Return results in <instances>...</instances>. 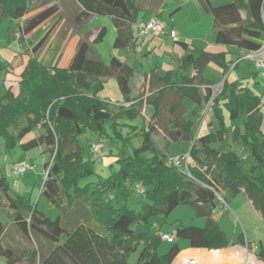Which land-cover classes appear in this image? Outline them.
Returning a JSON list of instances; mask_svg holds the SVG:
<instances>
[{"label":"trees","instance_id":"1","mask_svg":"<svg viewBox=\"0 0 264 264\" xmlns=\"http://www.w3.org/2000/svg\"><path fill=\"white\" fill-rule=\"evenodd\" d=\"M81 11L76 22L83 24L93 14L110 16L117 35L115 49L136 45L135 24L140 11L161 15L166 0H77ZM205 13L212 16L216 43L234 46L243 52L256 51L264 44V0H232L213 5L198 0ZM41 8L35 14L31 12ZM6 19H23L19 27L25 34L50 20L55 23L32 47V53L20 74L19 91L8 87L0 96V133L9 145L20 142L28 151L44 146L49 159L45 162V180L41 194L48 204L59 209L55 219L41 211L37 204L10 193L6 177H0V201L4 202L8 222L0 220V257L6 264H131L130 255L140 249L133 264H172L180 251L177 243L164 253L159 228L180 205H190L204 227L180 224L176 238H185L193 247L217 249L228 244L215 211L219 204L243 193L264 218V130L261 127V97L236 82L225 80L217 93L201 86L214 84L204 75L210 62L227 72L224 52L212 53L189 49L179 41L184 53L173 69L150 71L148 84L133 92L136 67L114 55L109 62L94 50L102 42L106 27H101L92 42L80 40L67 67H57L39 60L38 52L60 19L59 7L45 0H0V25ZM10 62L0 61V72L9 70ZM190 67L197 69L189 75ZM179 74L178 79L173 73ZM115 78L125 103L111 109L99 95L108 78ZM203 102L217 115L220 126L214 131L195 135L196 121L186 117L184 99ZM147 106L152 114L147 124L127 134L122 133L126 120L142 115ZM223 106L231 120H242L244 131L232 128L230 142L227 125L220 113ZM111 122L112 134L106 124ZM37 132L25 140L30 133ZM110 136V154L119 168L110 164L107 177L89 180L95 173V160L84 152L83 137ZM192 143L187 162H171V142ZM241 141L246 151L241 155L231 145ZM115 151V152H114ZM253 163L247 167L245 161ZM192 159V160H191ZM143 186L140 209L129 206L131 187ZM9 224L29 246L15 247L6 239ZM256 253L263 256L257 246Z\"/></svg>","mask_w":264,"mask_h":264},{"label":"rangeland","instance_id":"2","mask_svg":"<svg viewBox=\"0 0 264 264\" xmlns=\"http://www.w3.org/2000/svg\"><path fill=\"white\" fill-rule=\"evenodd\" d=\"M166 1L167 6L172 9L179 6V3L184 4V7L180 10L178 9L174 14L176 22H180L183 26V29L181 28L182 40L189 42L192 47L204 46L205 40H209L211 39V37L213 38L212 41L214 40L216 31L213 27L212 16L207 15L203 11L201 5L198 4V2H196L195 0ZM213 1L215 5H221L232 0ZM66 4H68V6H66L65 8L62 4L59 5L61 10L60 20L58 21L54 31L47 39L48 42L50 41L51 45L55 43L56 46L62 48L61 57H69L74 54L80 40L82 39H87L89 42H92L93 39L97 36L101 27H106L107 32L102 42L93 43L95 52L99 54L105 62H109L114 55L123 60H126L128 56H130L132 52H130L129 48L115 49L113 47L117 32L110 16L93 14L83 24H79L77 22L75 23V19L79 13L80 6L76 2V0H72V2L68 1V3ZM168 7H166L167 10H169ZM145 16V12L140 11L138 14V22L142 21L143 17ZM9 21L10 20H6L0 26L1 59H11L15 57L14 54H16L17 52L13 49L15 41L12 37L14 35L13 33H11L12 31L9 32L7 29V25H9L10 23ZM137 25L138 24H135V32L137 33H135L136 36L138 35ZM49 27L45 26L44 28H38L35 35H33L30 40L38 41L46 33ZM13 29L14 33L16 34L19 30V27L14 23ZM152 34L157 33L152 32L150 36L141 38L138 37V47L136 49V52H134L135 56L132 57L131 61H129L130 63L135 64L137 68H143L145 71L138 75L135 80L134 78L132 80L131 86L133 88V92L135 91V94L138 93L137 89L141 83L148 84V81L150 79L149 70L152 67L159 65V70L161 71L163 69H170L171 67H173L170 64L173 54V50L171 49L172 45H176L178 51H180L179 54H181L182 51L184 52V50H182V45L179 43H175L174 38H171L167 45L163 42H158V40H154L155 35ZM50 47L51 46H49V48ZM4 75V71L0 72V81L3 79ZM221 86L222 83L220 81L217 82L212 87L213 92L217 93ZM6 89V85L1 82L0 96L4 95ZM98 95L103 101L106 102V104L111 109H117L123 104H126L125 97L120 90L119 84L113 77L106 80L103 87L98 90ZM185 105L188 111L187 117H191L196 121L195 135L200 132L202 126L204 127V129H201V134H203L205 132V127H207L209 123H215L216 128H219L220 122L217 115L210 109V101L203 102L202 105L198 107L196 113H194V109H196L197 103H195L193 100L186 97ZM224 110L225 108L221 106L220 113L223 114ZM225 112L227 113V121H234L228 117V111L225 110ZM151 114L152 107L147 106L144 109L142 115L136 116L132 120L125 121L127 124L122 126V133L126 135L129 129H135V126H137V128H140L141 126L147 124ZM106 128L108 134H112L111 122H108L106 124ZM230 128L232 127L229 125V129ZM36 134L37 132L30 133L25 140L32 138ZM109 140L110 136H108L107 134L99 138L91 134L85 135L83 137L82 144L84 146L85 154L87 155V157L89 156L91 159L95 160V173L91 175L89 180H96L100 176H109V174L112 172L109 164L110 161H113V166L115 169L119 168V162L109 159L114 157L110 154L111 146ZM97 142H103V147L100 152L94 153L92 144ZM9 144L10 143L7 137L4 134L0 133V177H6L11 194H20L26 201H29L34 205L37 204L38 208L41 211H43L50 218L55 219L60 212L59 209L50 206L48 204L46 196L41 194L46 173L44 164L49 159L48 152L44 151L45 147L41 146L28 151H24L20 148L19 141H16V143H14L13 145ZM191 147L192 143L188 141L171 142L168 147L169 157L171 159L179 161L184 156L189 154ZM231 149L235 150L238 155H241V148ZM104 160L106 161V163H103ZM16 163H23L27 167L26 172L21 175L16 174L13 169ZM252 163L253 161L250 158L245 161V165L247 167H249ZM138 185L141 189L143 188L142 185L137 184V186ZM234 197H230L228 200ZM142 200V193L139 192L138 189H136L134 186L131 187V196L128 201L129 206L134 209H140ZM1 204L2 203L0 201V220L2 222H8V216L4 208L5 206ZM196 216L197 215L192 206L187 204L180 205L169 214L166 221L161 225V228H159L161 229V231H159V234H171L175 236L174 231L181 224V222H192V220L198 218V216ZM240 227L242 228L241 224ZM242 231L244 232L243 228ZM260 233L262 234V232ZM6 239L17 248L29 246L28 242L21 237L20 233L15 228L9 225L7 227ZM180 240L177 239V241ZM168 247L169 244L162 243L160 252H166L168 250ZM139 252L140 249H137L131 253L129 258V262L131 264H133L137 260ZM0 264H6L5 260L2 257H0Z\"/></svg>","mask_w":264,"mask_h":264},{"label":"crops","instance_id":"3","mask_svg":"<svg viewBox=\"0 0 264 264\" xmlns=\"http://www.w3.org/2000/svg\"><path fill=\"white\" fill-rule=\"evenodd\" d=\"M45 1L47 2L48 6L52 4H56L59 7V5L62 4L64 8L68 6V4H66L68 3V1L72 2V0H45ZM195 1L198 2V0H195ZM210 1L213 5H215L213 0H210ZM198 4L200 3L198 2ZM78 5L80 6L79 3ZM166 7H168L167 1L165 2L161 15H157L164 21L163 32L152 34V35H155L154 40H158V42H163L167 45L169 43V40H171V38H174L175 43H179V41H184L181 38V34H182L181 28L183 29V26L181 25L180 22H176V19L174 17L175 12H177L178 9L180 10L181 8H183L184 4L179 3V6L173 9L168 7L169 10H167ZM40 9L41 8L31 12L28 16L35 14ZM80 11H81V6L79 9V13ZM59 14L61 17L60 7H59ZM145 14L146 16L143 17L142 21H139L137 23L138 25L140 23L146 22L148 19L155 16L154 14H151L149 12H145ZM6 20H10L9 25H7V29L9 32L12 31L11 33H13L14 35L12 37L14 38V41H15L13 49L16 50L17 52L16 54H14L15 57L11 59H1L0 57V61L11 63L10 69L4 71L5 75L3 79L0 81V83L1 82L4 83L7 88L12 87L13 92L16 94L19 89L18 82L20 81V74L23 71L27 63L30 54L32 53V47L36 43H38L42 37L45 36L48 30L55 23V20H50L46 22L45 24L38 27L40 29V28H44L45 26L46 27L50 26L49 29L46 31V33L38 41L30 40L31 37L35 35L38 28L25 34L23 30L19 27V24L22 23L23 19H18V20L6 19ZM14 23L19 27V30L16 34L14 33V29H13ZM75 23H76V19H75ZM54 29L52 30V32L54 31ZM135 30H134V34L136 33ZM172 32L176 33L175 36L172 35ZM150 35L151 33L147 36H150ZM137 37L139 36L137 35ZM212 39L213 38L211 37V39L205 40L204 42L205 44L202 47H192L189 42L184 41L190 45L189 49L195 52H198L201 49L207 50L212 53L224 52L225 57L223 58V60L229 65L227 72H225V69L221 65H219L216 62H210L204 69V75L209 81H213L214 84H208L207 86H201L200 88L201 93L205 95L206 87H209L212 89V87L219 81L222 83V86H223L225 80H227L228 82H236L239 87L248 88L252 90L253 93L261 97V101H262L261 109H260L262 113L261 127L264 130V74L261 72L260 69L256 67L255 61L253 59L246 57V52H243L234 46H225V45L217 44L216 43V33L214 35L213 41ZM49 46L51 47L49 48ZM55 47H56V50H55ZM137 47H138V44L136 43L135 46L129 48L130 52H132L131 54L133 55L130 54V56H128L126 60H123L120 58L121 60L127 62L128 64L134 65L136 67V73H135L136 75H134L133 77L134 80L142 72H145L143 68H139V67L137 68L135 64H132L129 62L131 61L132 57L135 56L134 52H136ZM171 49L173 50V54L171 57L170 64L173 67H171L170 69H173L176 66L178 58L184 52L182 51L181 54H179L180 51H178L176 45H172ZM182 50H184V48ZM61 53H62L61 47L56 46L55 43L51 45L50 41L49 42L46 41L36 56L39 60L47 59L48 63L53 66L67 67L74 54H72L69 57H65V56L61 57L62 55ZM156 66L159 69V65H156ZM154 67H152L151 69H153ZM151 69L149 70V73ZM163 70H168V69H163ZM196 72H197V69H195L194 67H190L187 70V74L189 75H194L196 74ZM179 77L180 76L177 72L173 73L174 79H178ZM142 84L143 83H141L138 86L137 91L142 86ZM222 86L220 87L218 91L221 90ZM185 100L186 98L184 99V104H185ZM225 110L222 115L228 127L227 131H228L229 136H228L227 141L230 142V134L234 126H238L241 132L244 131V127L242 123V120L244 118L243 117L239 118L236 121L235 120L227 121V113L225 112ZM187 114H188V111H187ZM187 114H186V117H187ZM228 117H229V113H228ZM189 119H192V118L189 117ZM229 125L232 128L229 129ZM201 129L203 130L204 127L202 126ZM201 129H200V133L202 132ZM216 129L217 128H216L215 123H209L207 127H205L204 133H207L209 131H214ZM194 131H195V128H194ZM231 148H237V149L241 148L242 149L240 150L241 153L243 151H246L241 141H238L232 144ZM109 159L116 160L117 158L112 157ZM103 163H106V161L104 160ZM111 163H113V161H110L109 164ZM1 205H4V202H2ZM215 217L217 218V221L220 227L223 229V231L225 232L227 236L228 244L222 248L209 249V248H204V247H193L191 246L190 241L188 239L176 238L175 236H174L173 242L162 240L163 244H169L168 249L171 247L173 243H177L180 247V251L175 257L172 264H182L183 261L189 257L198 259L199 264H245L246 261H253L255 262V264H264V218L262 214L254 207L251 200H249L243 193H240L236 195L234 198L228 200L227 203L224 202V203L219 204L218 208L215 211ZM181 224L204 227L206 224V218L198 216V218L195 220H192V222H188V223L181 222ZM240 224L242 225L244 232L242 231ZM9 226H12V224H9ZM159 231H161V229H159ZM260 232H262V234ZM174 234H175V231H174ZM177 239L179 240L181 239V240L177 241ZM257 246H260L263 249V254H262L263 256L258 255L256 253Z\"/></svg>","mask_w":264,"mask_h":264},{"label":"built area","instance_id":"4","mask_svg":"<svg viewBox=\"0 0 264 264\" xmlns=\"http://www.w3.org/2000/svg\"><path fill=\"white\" fill-rule=\"evenodd\" d=\"M261 16L264 21V6L261 10ZM163 24L164 21L159 16H153L150 19H148L146 22L140 23L138 25V36L139 37H145L149 35L152 32L155 33H161L163 32ZM175 32H172V35L175 36ZM246 57L253 59L255 61V65L258 69L261 70V72L264 74V44L262 47L256 51H251L246 53ZM103 147V142H97L92 144L93 152L98 153L101 151ZM189 159V154L184 156L181 160L177 161L175 159H171V162L176 166H184L185 169H187V162ZM14 172L18 175H21L26 172L27 167L23 163H16L14 165ZM137 189L139 192H143V188L141 189L140 186H137ZM161 239L173 242L174 235L169 234H160ZM182 264H199L198 259L189 257L186 258ZM245 264H255L253 261H246Z\"/></svg>","mask_w":264,"mask_h":264}]
</instances>
